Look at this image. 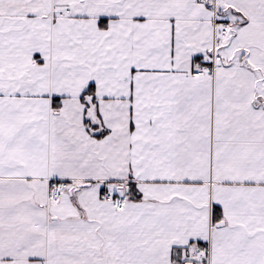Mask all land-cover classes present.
Masks as SVG:
<instances>
[{"label": "snow or ice", "instance_id": "1", "mask_svg": "<svg viewBox=\"0 0 264 264\" xmlns=\"http://www.w3.org/2000/svg\"><path fill=\"white\" fill-rule=\"evenodd\" d=\"M0 264H264V0H0Z\"/></svg>", "mask_w": 264, "mask_h": 264}]
</instances>
